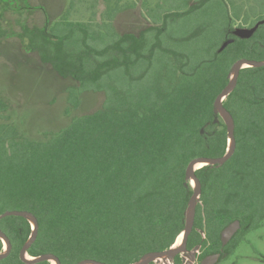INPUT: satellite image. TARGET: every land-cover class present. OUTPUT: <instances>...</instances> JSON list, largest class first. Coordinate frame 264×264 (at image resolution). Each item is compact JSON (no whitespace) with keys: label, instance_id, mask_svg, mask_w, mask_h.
Instances as JSON below:
<instances>
[{"label":"trees","instance_id":"16d2710c","mask_svg":"<svg viewBox=\"0 0 264 264\" xmlns=\"http://www.w3.org/2000/svg\"><path fill=\"white\" fill-rule=\"evenodd\" d=\"M208 1L0 0V42H13L6 12L23 15L21 4L40 9L42 26L17 19L20 42L14 43H26L59 77L74 80L65 90L69 122L38 136L21 128L17 110L0 97V214L19 209L36 216L30 256L131 264L170 248L183 232L193 195L188 164L221 157L228 148L214 101L236 61L264 60V23L250 38L234 34L264 20V0H216L227 20L219 42L210 29L190 30V13ZM138 6L151 25L119 32L118 15ZM228 39L233 42L220 50ZM87 93L104 94L102 105L73 115ZM223 104L235 122L236 149L224 164L195 171L202 187L189 249L211 242L220 250L221 231L235 220L243 237L264 222V66L241 68ZM0 228L12 244L0 264H28L20 251L31 222L12 215L0 219Z\"/></svg>","mask_w":264,"mask_h":264},{"label":"rangeland","instance_id":"374dc122","mask_svg":"<svg viewBox=\"0 0 264 264\" xmlns=\"http://www.w3.org/2000/svg\"><path fill=\"white\" fill-rule=\"evenodd\" d=\"M38 1L32 0L33 4ZM13 4L16 6L17 3L13 2ZM101 7L103 3L99 9ZM137 9L118 15L116 27L119 32L137 33L140 29L151 25L140 15V6ZM17 11L23 15L6 12L2 19L4 27L13 30L11 36L8 37L13 42H6L7 38L2 39L4 43L0 42V97L7 99L11 107L17 110L14 113V119L21 117L18 120L21 121V128H27V131L38 136L37 131L59 130L69 122V116L65 113L69 105L66 100L68 94L65 90L74 83V80L63 79L54 70H40L39 67H31L30 60L32 59H28L32 54L31 49L23 47L26 43L24 45L14 43L20 42L17 33L21 25L17 19L33 27L38 24L42 26L44 17L40 9L32 11V8L24 4H21ZM222 14L219 1H208L201 9L190 13V30L196 27L210 29L215 41L219 42L223 38L227 21ZM213 20L219 22L218 26L210 25ZM33 58L39 64V56L34 54ZM104 98L105 95L102 93H87L82 98L80 107L73 111V115L94 112L102 105ZM212 232L214 234V230ZM246 238L248 239L238 245L234 251L230 243L226 248L232 252L229 255L224 254L216 264H264V222L259 228L250 232ZM184 261L187 264H196V260L192 257ZM169 262L173 264V260ZM156 264H164V262L161 260Z\"/></svg>","mask_w":264,"mask_h":264},{"label":"water","instance_id":"95a60500","mask_svg":"<svg viewBox=\"0 0 264 264\" xmlns=\"http://www.w3.org/2000/svg\"><path fill=\"white\" fill-rule=\"evenodd\" d=\"M261 23H264V20L259 21L254 27H241L237 28L234 34L241 38H250L254 32H256L257 28ZM233 40L228 39L224 42L221 49H225L229 43H232ZM261 67L264 66V60H248L247 58L239 59L235 62V64L231 67V71L229 73V79L230 82L224 87V89L221 91V93L218 95L216 100L214 101V108L215 112L220 115V119L226 124L228 129V148L226 153H224L223 156L217 157V158H211L206 156L197 157L195 159H192L190 163L188 164V167L186 169V178L190 182L191 187L193 189V195L190 198V202L186 209V221H185V228L181 234H183V238L181 241V244L178 247H174L175 243L168 249H165L163 251H151L147 254H144L140 260H137L131 264H149L151 262H157L162 260L164 264H169L170 260H173L176 255L179 253H188L191 252L187 248V238H189L190 233H192L194 221L196 218V206L200 201V195H201V181L197 178L195 171L205 165H222L227 160H229L232 156V154L235 152L236 149V140H235V122L233 119L232 114L229 112V110L224 106L223 101L228 97L229 94L233 92V90L236 87V84H238V77L240 73V69L243 67ZM204 130H202L203 132ZM202 164L201 166H199ZM194 185H193V182ZM12 215H19L20 217H25L28 219L32 224V234L30 235L28 241L20 251V258L22 261L33 264V263H39L44 260H50L53 264H61L60 259L52 255V253H44L40 256H30L28 254V249L30 248L32 242L34 239H36V236L38 235V222L36 220V216L29 212V211H20L19 209L14 210H7L3 214H0V219H3L8 216ZM240 220H235L234 222H231L228 226H225L222 230V244L225 245L229 242L230 239H232L235 232L240 228ZM180 234V235H181ZM179 235V236H180ZM178 236V238H179ZM0 238L5 244V250L3 252H0V260L5 259L10 251L12 250V244L8 237L5 235L4 231L0 228ZM194 256L195 251L191 252ZM219 256H221L220 253L206 256L204 259H202L201 264H216V262L219 259ZM161 262V261H160ZM78 264H107L103 261H96L92 259H83Z\"/></svg>","mask_w":264,"mask_h":264},{"label":"flooded vegetation","instance_id":"af4514ba","mask_svg":"<svg viewBox=\"0 0 264 264\" xmlns=\"http://www.w3.org/2000/svg\"><path fill=\"white\" fill-rule=\"evenodd\" d=\"M224 229V228H223ZM222 229V230H223ZM240 230H241V224H240V228L235 232V234L233 235V237H232V239H230L229 240V242L227 243V244H225V245H223L222 243V247L220 248V250H216V249H214V248H212V245H211V242L210 243H208V246H206V247H204L203 245H197V246H195L193 249H189L188 247V250L189 251H195V253H194V256L192 255V253L191 252H189V254L188 253H179L178 255H176L175 256V258L173 259V264H176V261L177 260H180L181 261V264H187L185 261H184V259H186V261L190 258V257H192L194 260H196V264H201V261H202V259H204L206 256H211V255H214V254H217V253H220L221 254V256H219V259H218V261L219 260H221V258H222V256H224V254H226V255H229L230 254V250H228L226 247L230 244V243H236V242H239V245L242 243V242H245L248 238H246V236L245 237H243V236H241V234H240ZM198 231L200 232V233H202V235H203V237L205 238L206 237V233H205V231L204 230H201V229H198ZM191 234V233H190ZM221 239H222V231H221ZM220 239V240H221ZM187 240H188V238H187ZM221 242H222V240H221ZM208 248H211L210 250V254H207L206 256H204L203 258H201V256H203V254L207 251V249ZM227 249V250H226ZM217 261V262H218ZM185 262V263H184ZM216 262V263H217ZM156 263V262H155ZM169 264H170V262H169Z\"/></svg>","mask_w":264,"mask_h":264},{"label":"crops","instance_id":"0c3cea01","mask_svg":"<svg viewBox=\"0 0 264 264\" xmlns=\"http://www.w3.org/2000/svg\"><path fill=\"white\" fill-rule=\"evenodd\" d=\"M34 54H37L38 55V53H36V52H32V54H31V56L30 57H28V58H31L32 59V61H35L34 60V58H33V55ZM39 56V55H38ZM39 69L40 70H53L49 65H46V64H43V63H41V61H40V56H39ZM31 67H33L32 66V63H31Z\"/></svg>","mask_w":264,"mask_h":264},{"label":"bare ground","instance_id":"6f19581e","mask_svg":"<svg viewBox=\"0 0 264 264\" xmlns=\"http://www.w3.org/2000/svg\"><path fill=\"white\" fill-rule=\"evenodd\" d=\"M202 164H200L199 166H201ZM193 182V181H192ZM193 185H194V182H193ZM183 234H181L180 236H179V238H177V241H176V243H175V245H174V247L176 248V247H178L180 244H181V241H182V238H183ZM161 261V260H160Z\"/></svg>","mask_w":264,"mask_h":264}]
</instances>
